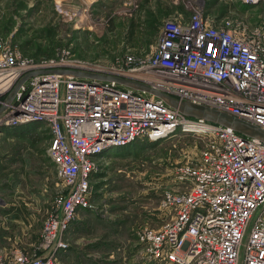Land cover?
<instances>
[{"label": "built area", "instance_id": "2783aa9c", "mask_svg": "<svg viewBox=\"0 0 264 264\" xmlns=\"http://www.w3.org/2000/svg\"><path fill=\"white\" fill-rule=\"evenodd\" d=\"M208 21L198 10L166 22L150 54H126L110 63L82 61L69 49L35 59L22 54L12 33L0 37V136L1 130L31 123L45 127L51 135L48 155L64 190L39 247L28 254L0 244V264H60L54 250L64 247L62 235L88 207L96 154L195 127L201 130L191 132L213 140L178 169L176 187L159 203L163 224L143 231L153 258L239 264L242 254V264H264V142L186 117L155 95L114 81L139 83L264 130V23ZM48 70L113 80L40 73L13 92L26 74Z\"/></svg>", "mask_w": 264, "mask_h": 264}, {"label": "rangeland", "instance_id": "374dc122", "mask_svg": "<svg viewBox=\"0 0 264 264\" xmlns=\"http://www.w3.org/2000/svg\"><path fill=\"white\" fill-rule=\"evenodd\" d=\"M198 10L214 25L264 23V0H0V37L13 33V43L35 59L69 49L82 61L110 63L150 54L166 22ZM1 131L0 244L31 254L64 193L48 155L51 135L38 123ZM211 140L176 129L96 154L88 207L62 235L64 247L54 250L60 264H168L153 258L143 231L163 224L159 203L176 187L178 169Z\"/></svg>", "mask_w": 264, "mask_h": 264}, {"label": "water", "instance_id": "95a60500", "mask_svg": "<svg viewBox=\"0 0 264 264\" xmlns=\"http://www.w3.org/2000/svg\"><path fill=\"white\" fill-rule=\"evenodd\" d=\"M40 73H55V74H61V75H69L73 77H85L90 80H113L112 78L97 76L94 74H86L82 72H77L73 70H48V71H35L30 72L23 76L14 86L13 92H15L21 84H23L28 78L35 76ZM114 81L123 84L125 86L132 87L134 89L150 93L152 95H155L157 98L163 100L169 107L176 109L178 112L183 114L186 117H189L194 120L203 121L209 124L230 128L234 132L238 133L242 137L246 138H253L258 141L264 142V130L250 125L246 122H243L241 120H238L234 117H231L229 115L223 114L221 112L205 108V107H197L190 105L186 102H179L178 100L164 94L161 92L154 91L150 89L149 87L131 82L124 79H115ZM92 85H95L91 83Z\"/></svg>", "mask_w": 264, "mask_h": 264}, {"label": "crops", "instance_id": "0c3cea01", "mask_svg": "<svg viewBox=\"0 0 264 264\" xmlns=\"http://www.w3.org/2000/svg\"><path fill=\"white\" fill-rule=\"evenodd\" d=\"M10 33H11V32H10ZM10 33H9V34H10ZM9 34H8V35H9ZM12 34H13V33H12ZM5 36H6V35H5ZM5 36H3V37H5ZM1 37H2V36H1ZM0 155H1V154H0ZM50 161H51V160H50ZM3 162H4L3 159H0V176H1V174L3 173V171H4ZM3 206H5V204H3ZM15 210H16V208L14 209V211H15ZM7 216H8V215H7ZM22 216H24V215H22ZM3 217H4V216H3ZM3 217H2V219H4ZM23 218H24V217H23ZM24 220H25V218H24ZM25 221H26V220H25ZM4 228L7 229V230H9L7 224L5 225Z\"/></svg>", "mask_w": 264, "mask_h": 264}, {"label": "trees", "instance_id": "16d2710c", "mask_svg": "<svg viewBox=\"0 0 264 264\" xmlns=\"http://www.w3.org/2000/svg\"><path fill=\"white\" fill-rule=\"evenodd\" d=\"M12 40L15 41L14 35L12 36ZM19 49H20V51H22V53H23L24 55H26V53L22 50V48L19 47ZM26 56H29V55H26ZM30 57H34V56H30ZM35 57L37 58V56H35ZM39 58H40V57H39Z\"/></svg>", "mask_w": 264, "mask_h": 264}, {"label": "bare ground", "instance_id": "6f19581e", "mask_svg": "<svg viewBox=\"0 0 264 264\" xmlns=\"http://www.w3.org/2000/svg\"><path fill=\"white\" fill-rule=\"evenodd\" d=\"M201 129H199V127H195V128H191L190 131H194V132H198L200 131ZM204 131V130H203ZM201 131V132H203Z\"/></svg>", "mask_w": 264, "mask_h": 264}]
</instances>
